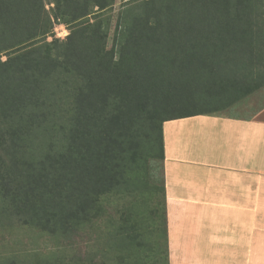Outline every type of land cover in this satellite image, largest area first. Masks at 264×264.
<instances>
[{"label":"trees","instance_id":"trees-1","mask_svg":"<svg viewBox=\"0 0 264 264\" xmlns=\"http://www.w3.org/2000/svg\"><path fill=\"white\" fill-rule=\"evenodd\" d=\"M114 2L0 0V216L61 241L47 264H159L126 224L92 249L99 199L163 171L165 122L264 88V0Z\"/></svg>","mask_w":264,"mask_h":264},{"label":"crops","instance_id":"crops-1","mask_svg":"<svg viewBox=\"0 0 264 264\" xmlns=\"http://www.w3.org/2000/svg\"><path fill=\"white\" fill-rule=\"evenodd\" d=\"M170 264H264V107L163 124Z\"/></svg>","mask_w":264,"mask_h":264},{"label":"rangeland","instance_id":"rangeland-1","mask_svg":"<svg viewBox=\"0 0 264 264\" xmlns=\"http://www.w3.org/2000/svg\"><path fill=\"white\" fill-rule=\"evenodd\" d=\"M129 0H115L108 11L112 14L113 25L122 6ZM54 0H46L51 10ZM96 11V10H93ZM57 38L64 39L69 30L65 25H56ZM264 107V88L226 109V115L233 117H254ZM145 143L143 144L144 147ZM146 147V146H145ZM145 153V151H143ZM144 166L143 164H141ZM163 171L155 174L136 171L130 178L127 189L118 195H107L99 199L98 208L103 216L94 219V232L87 237L89 245L97 253L111 255L109 232L117 225H125L135 236L139 254L149 256L148 261L162 264L166 260L167 242L165 234V199L162 191ZM86 239V238H85ZM62 243L47 236L38 228L29 229L18 219L0 216V264H47L51 252H61ZM109 247V248H108ZM116 248V247H115ZM120 249L121 246L118 245ZM188 264L187 260H183Z\"/></svg>","mask_w":264,"mask_h":264}]
</instances>
